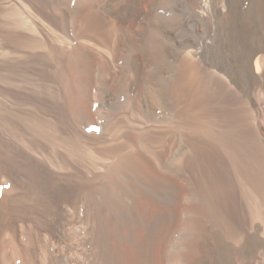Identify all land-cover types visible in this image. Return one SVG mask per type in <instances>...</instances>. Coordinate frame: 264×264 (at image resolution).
Returning a JSON list of instances; mask_svg holds the SVG:
<instances>
[{"label":"bare ground","instance_id":"bare-ground-1","mask_svg":"<svg viewBox=\"0 0 264 264\" xmlns=\"http://www.w3.org/2000/svg\"><path fill=\"white\" fill-rule=\"evenodd\" d=\"M159 2L84 0L76 11V38L89 43L91 48L74 50L58 64L69 66V62L90 71L95 56L93 48L100 45L111 47L113 57L124 56L127 48L134 49L130 56L135 73L132 115L144 119L139 111L151 116L163 105H172L177 110L178 123L196 128L197 133L188 139L185 137L191 149L179 160L174 173L176 178L158 176L154 163L167 164L174 147L178 148L180 136H176L175 145L171 137L149 134L147 140L154 144L142 141V149L122 158L115 170L146 178L154 187L147 188L150 193L158 192L165 184L178 189L181 180L187 184V195L193 202L184 227L191 239L168 264H174L175 260L178 264H252L250 256L264 250V238L260 234L264 228L253 226L252 231L259 240L249 238L243 246V233L239 228L251 207H258L264 219V0H221L220 13L226 32L224 47L231 54L220 65L213 66V71L225 80L223 86L208 83L207 69L202 65V48L189 44L179 56L176 76L166 91L161 84L152 85L146 70L148 62L154 61L153 53H143L139 46L143 35L155 34L154 28L171 35L153 17L154 7ZM193 6L208 12L212 0H200ZM69 14L66 12L65 17ZM40 16L55 26L52 16L45 13ZM65 36L70 38L68 33ZM152 43L154 54L159 55L165 50L153 39ZM14 54L12 56L16 57ZM46 67L48 65L44 62L32 63L27 73L45 76ZM69 69L64 80H69L66 86L71 93L67 89L63 101L70 109L71 117L66 109H58L65 118L58 123L43 116L41 120L27 119L35 137L43 138L44 152L49 155L57 149V144L75 154L81 150V155L90 148H87L86 136L81 141L68 129L73 111L84 116L91 104L89 74L78 76L82 79L80 81L71 78V72L73 74L77 68L72 70L69 66ZM107 69L110 72L109 63ZM118 76L109 73L105 78L111 93L121 88ZM257 90H263L259 98L255 96ZM39 100L44 111L50 112L57 105L46 98L39 97ZM7 107L12 116L23 112L18 107ZM252 112L256 114L257 124L252 122ZM6 124L0 111V264H63V257L73 250L74 238L69 236L70 240L65 242L59 231L62 232V226L75 227L68 218V211L78 206L84 188L69 182L71 176L57 173L37 152L29 154L17 147L2 129ZM21 131L22 127L18 126L15 136L23 142L24 138L18 134ZM117 150L106 148L104 152L114 154ZM112 183L119 185L115 180ZM128 183L136 196L131 210L143 220H148L155 212V215L162 214V224L147 238H142L139 251L138 246L126 243L121 235L123 225L117 227L114 218H108L104 228L108 253L113 261L105 264L147 263L163 247L172 228L169 211L157 205L153 196L146 195L137 182L129 180Z\"/></svg>","mask_w":264,"mask_h":264},{"label":"rangeland","instance_id":"rangeland-1","mask_svg":"<svg viewBox=\"0 0 264 264\" xmlns=\"http://www.w3.org/2000/svg\"><path fill=\"white\" fill-rule=\"evenodd\" d=\"M83 1L0 0V43L4 47V49L0 47L2 50H0V111L7 122L2 129L21 150L29 154L37 152L39 157L57 173L71 176L69 182L77 183L84 188L83 198L78 206L75 210L68 211V218L75 227L62 226V232L59 231L65 242L70 240L69 236L74 238L73 250L70 255L63 257V264H105L109 260L113 261L108 253L107 234L104 228L108 218H114L117 227L123 225L121 235L126 243L138 246L139 251L142 249V238H147L153 229L157 230L161 226L162 214L155 215V212L148 220H143L131 210V203L136 196L133 195L134 189L128 183L129 180L137 182L146 195L148 193L153 196L158 202L157 205H162L161 207L168 210L169 220L172 222V228L163 247H160L152 260L141 264H168L171 257L191 239L189 231L184 227V221L193 202L191 196L187 195V184L181 180L178 182V189H172L165 184L159 187L161 190L158 192L150 193L147 189L152 187L149 180L135 177L128 172H118L115 167L122 158L140 151L142 141H148V135L151 133L171 137L175 140V145L176 136H180L178 148L174 147L167 164L154 163L158 176H166V179L176 178L174 173L179 160L191 149L189 143L185 142V137L188 139L195 135L197 129L181 126L177 121V110L172 105H163L151 116L139 111L144 119L132 115L134 107L131 103L134 96L132 84L135 82V73L131 67L130 56L134 54V49L127 48L124 56L113 57L114 51L111 47L97 46L92 49L95 56L90 71L86 70V67L67 63L72 70L77 68L73 74L71 72L72 79L81 81L78 76L84 74L86 77V73L89 74L87 81L91 87V104L84 116H79L72 110L73 118L70 119L68 127L81 141L83 136H86L87 148L88 146L90 148L84 154L81 155V150L75 154L58 144L51 155L47 154L44 152L43 138L35 137L27 121L32 117L41 120L43 116L51 122L58 123L65 119L58 109H66L68 116L71 117V111L63 101L67 89L71 93L66 86L69 80L67 82L64 80V74L69 75L70 69L66 64L60 66L58 61L66 60L67 55L74 50L91 48L89 43L76 38V11ZM199 1L160 0L154 7V19L169 30L171 35L154 28L156 31L154 35L142 36L139 46L143 53L148 54L149 51L153 53L150 54L154 61L148 62L146 70L151 76L152 85L161 84L166 91L176 76L179 56L189 44L202 48V65L207 69L205 76L208 83L224 85L225 80L213 71V66L220 65L231 54L228 48L226 52L224 47L226 32L222 22L223 14L220 13L222 3L221 0H212V7L207 12L193 6ZM66 12L70 13L67 18ZM42 13L52 16L55 19V26L43 19L40 16ZM65 33H68L70 38H67ZM152 39L166 51L159 55L154 54ZM236 43L238 50L237 40ZM14 53L16 57L12 56ZM40 62L48 65L45 68V76L27 73L32 63ZM107 63L111 66L110 72ZM109 73L119 74L121 88L116 92L111 93L105 84V78ZM239 74L243 75L241 72ZM262 93L263 90H257L255 96L259 98ZM39 97L57 105L50 112L44 111ZM7 106L21 108L23 112L12 116ZM251 119L257 124L258 119L254 112ZM18 126L22 127L18 134L24 138L23 142L15 136ZM148 142L154 144L152 140ZM106 148L118 150L114 154H108L104 152ZM112 180L117 181L119 185L112 183V186ZM242 201L244 202V198ZM137 222L146 228H141ZM255 225L264 228V219L258 207H251L250 213L242 220L239 228L243 233L241 246L245 245L249 238L259 240L252 231ZM260 234L264 238V229ZM250 257L252 264H264V250ZM174 264L178 262L175 260Z\"/></svg>","mask_w":264,"mask_h":264}]
</instances>
